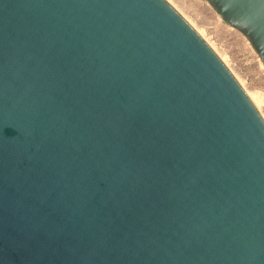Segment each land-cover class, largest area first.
I'll use <instances>...</instances> for the list:
<instances>
[{
  "label": "water",
  "instance_id": "95a60500",
  "mask_svg": "<svg viewBox=\"0 0 264 264\" xmlns=\"http://www.w3.org/2000/svg\"><path fill=\"white\" fill-rule=\"evenodd\" d=\"M0 264H264V118L166 0H0Z\"/></svg>",
  "mask_w": 264,
  "mask_h": 264
},
{
  "label": "rangeland",
  "instance_id": "374dc122",
  "mask_svg": "<svg viewBox=\"0 0 264 264\" xmlns=\"http://www.w3.org/2000/svg\"><path fill=\"white\" fill-rule=\"evenodd\" d=\"M200 32L244 89L258 96L264 118V65L248 38L227 24L207 0H168Z\"/></svg>",
  "mask_w": 264,
  "mask_h": 264
},
{
  "label": "bare ground",
  "instance_id": "6f19581e",
  "mask_svg": "<svg viewBox=\"0 0 264 264\" xmlns=\"http://www.w3.org/2000/svg\"><path fill=\"white\" fill-rule=\"evenodd\" d=\"M167 2H169L168 0H166ZM170 3V2H169ZM171 4V3H170ZM172 5V4H171ZM173 6V5H172ZM174 7V6H173ZM175 8V7H174ZM176 9V8H175ZM177 10V9H176ZM178 11V10H177ZM179 12V11H178ZM180 13V12H179ZM181 14V13H180ZM182 15V14H181ZM184 17V16H183ZM186 19V18H185ZM186 21L189 23V21L186 19ZM190 24V23H189ZM191 25V24H190ZM192 26V25H191ZM193 27V26H192ZM194 28V27H193ZM195 29V28H194ZM196 30V29H195ZM197 31V30H196ZM198 32V31H197ZM198 34L201 36L200 32H198ZM202 37V36H201ZM203 38V37H202ZM204 39V38H203ZM205 40V39H204ZM207 42V40H205ZM208 43V42H207ZM211 47V46H210ZM213 49V48H212ZM214 50V49H213ZM217 54V53H216ZM218 55V54H217ZM221 59V58H220ZM223 62L224 60L221 59ZM225 64V62H224ZM227 65V64H225ZM229 69V68H228ZM233 74V73H232ZM234 75V74H233ZM238 80V79H237ZM239 82V80H238ZM240 83V82H239ZM240 85L243 87L242 83H240ZM244 89V87H243ZM245 90V89H244ZM246 91V90H245ZM247 95L249 96V98L252 100V102L254 103V105L256 106L257 109H259V99L258 96L252 93H249L248 91H246ZM260 110V109H259ZM260 112V111H259Z\"/></svg>",
  "mask_w": 264,
  "mask_h": 264
}]
</instances>
